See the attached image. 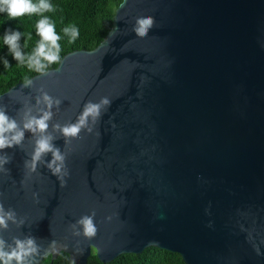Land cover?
<instances>
[{
	"label": "water",
	"instance_id": "1",
	"mask_svg": "<svg viewBox=\"0 0 264 264\" xmlns=\"http://www.w3.org/2000/svg\"><path fill=\"white\" fill-rule=\"evenodd\" d=\"M30 80L0 94V107L20 123L46 110L42 92L61 101L48 132L64 169L58 178L44 166L50 153L26 166L28 132L0 153L11 157L0 204L16 213L0 229L6 244L34 238L35 264L60 252L105 264L149 247L184 264H264V0H122L93 50ZM102 98L111 104L89 117L91 132L53 130ZM88 215L90 238L72 227Z\"/></svg>",
	"mask_w": 264,
	"mask_h": 264
},
{
	"label": "clouds",
	"instance_id": "2",
	"mask_svg": "<svg viewBox=\"0 0 264 264\" xmlns=\"http://www.w3.org/2000/svg\"><path fill=\"white\" fill-rule=\"evenodd\" d=\"M54 10L50 0H37L35 3H33V0H0V13L6 12L9 19H16L24 15L43 14ZM137 25L138 27L134 29L136 34L145 36L153 25V18H140L137 20ZM55 27V24L47 16H42L37 21L35 28L40 40L32 53L27 56L20 47V32L6 29L3 35V44L7 46L15 61L26 64L30 71L43 74L50 65L60 61V37L56 34ZM63 31L65 35L70 37V43L74 42L79 36V29L75 26L65 27ZM28 38L30 39V36ZM5 64H8L6 60ZM31 84L32 81L25 78L23 86L31 87ZM41 100L46 104V110H41L38 115H33L31 108H29L24 113L23 120L20 123L15 118L7 115L5 107H0V153H3L5 149L20 145L24 140L25 133H31L34 138V148L30 161H25L26 166L34 171L36 164L40 163L42 158L50 153L51 159L44 162V166L59 178L64 169L65 156L62 154L61 149L53 144V140L57 137L49 134L48 129L49 122L53 117L51 109L58 106L61 101L53 100L46 92H42V95L37 98V103H40ZM110 104L111 101L107 98H102L99 102L89 101L76 122L64 125L57 123L52 125V128L65 138L78 136L83 128H87L91 132L92 128L88 127L89 117L95 122L96 119L100 118L102 109L106 110ZM10 162L11 157L9 155L6 153L0 155V168L8 171L4 168V165ZM63 174L66 175L67 173L64 172ZM93 215L81 217L72 227L75 228L80 225L82 226L83 236L93 237L97 231L93 222ZM9 221H16V213L12 209L6 211L4 205L0 204V229L6 230ZM21 223L23 222L21 221ZM74 235H81V232L75 231ZM38 254L39 248L35 239L31 236L23 240L14 238L11 244H6L5 239L0 237V264H13V262L15 264H35L32 257ZM256 254L260 255L258 248Z\"/></svg>",
	"mask_w": 264,
	"mask_h": 264
},
{
	"label": "trees",
	"instance_id": "3",
	"mask_svg": "<svg viewBox=\"0 0 264 264\" xmlns=\"http://www.w3.org/2000/svg\"><path fill=\"white\" fill-rule=\"evenodd\" d=\"M122 0H50L54 6L53 12L43 14L24 15L16 19H9L6 12L0 13V94L25 78L38 75L30 71L26 64H21L12 58L7 46L3 44L6 29L21 33L19 41L22 52L27 56L35 49L40 37L36 34L35 25L42 16H47L54 24L56 34L60 37V59L76 50H93L107 34L112 17ZM37 0H33V3ZM75 26L79 29V36L74 42L65 35L63 29ZM30 36V39L28 38ZM7 61V65L5 64ZM59 63V62H58ZM58 63L50 65L47 70L55 68ZM40 264H73L66 253L60 252L56 259L51 260L45 255ZM87 264H103L94 252L90 254ZM105 264H184L181 257L174 252L149 247L140 254H122L113 261Z\"/></svg>",
	"mask_w": 264,
	"mask_h": 264
}]
</instances>
